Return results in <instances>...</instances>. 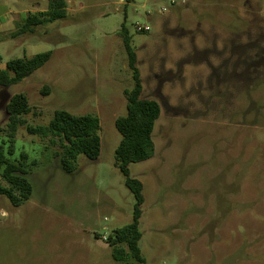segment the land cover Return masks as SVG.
<instances>
[{
  "label": "rangeland",
  "instance_id": "rangeland-1",
  "mask_svg": "<svg viewBox=\"0 0 264 264\" xmlns=\"http://www.w3.org/2000/svg\"><path fill=\"white\" fill-rule=\"evenodd\" d=\"M48 1L0 0V19L23 17L37 2L47 9ZM66 1V20L28 41L0 43V71L52 52L23 82L0 86V128L10 99L24 93L32 126L47 125L58 110L98 116L101 155H80L67 173L58 148L18 131L11 159L28 154L33 194L20 207L0 196V264H124L109 245L135 206L115 162L122 140L115 122L133 88L124 27L143 96L162 107L154 157L130 165L144 186L147 264H264V0Z\"/></svg>",
  "mask_w": 264,
  "mask_h": 264
},
{
  "label": "trees",
  "instance_id": "trees-1",
  "mask_svg": "<svg viewBox=\"0 0 264 264\" xmlns=\"http://www.w3.org/2000/svg\"><path fill=\"white\" fill-rule=\"evenodd\" d=\"M68 3L66 0H51L45 11L29 13L18 30L8 37L0 35V43L7 39H17L24 35L34 34L38 28L66 20L68 18ZM124 47L129 57L132 71L133 88L126 91L127 113L119 117L115 126L122 140L115 152L116 166L125 178V185L135 199L134 215L131 224L118 229L109 240L113 249L112 258L117 263L147 264L142 255L140 241V220L144 199V186L141 181L131 176L130 165L152 159L155 155L153 134L157 121L162 115L159 102L143 96L144 86L141 72L137 66L138 56L131 46L128 30L122 29ZM52 52L40 53L31 58L9 61L6 69L0 71V86L9 87L23 82L36 71L51 61ZM33 112L26 94L14 95L6 106L8 122L0 128V137L6 139L0 144V177L5 183H0V196H5L15 207H20L31 199L33 186L28 180V154L22 153L20 160H12L16 152L18 131L26 128L27 132L48 142L51 147L59 149V157L63 170L74 173L76 161L80 155L95 161L100 158L102 143L100 137L101 123L94 114L73 115L65 110L54 113L47 125H29L25 119ZM4 141V140H3Z\"/></svg>",
  "mask_w": 264,
  "mask_h": 264
},
{
  "label": "crops",
  "instance_id": "crops-1",
  "mask_svg": "<svg viewBox=\"0 0 264 264\" xmlns=\"http://www.w3.org/2000/svg\"><path fill=\"white\" fill-rule=\"evenodd\" d=\"M50 1L51 0L48 1V6H49ZM67 3H69V1ZM47 9H42L40 2H37V3H34V9L33 10H26V11H24V16L23 17L21 15H14V16H12L10 18L0 19V27L3 26L4 24H7V23H12V24H15V26H16L14 30L7 31V32L2 31V29H0V35L3 36V37L10 36L11 34L15 33L18 30L19 25L24 22V20L27 18V16H28L29 13H35V12L45 11ZM68 12H70V9L69 8H68ZM39 29L40 28H38L37 31L34 34L24 35V36L19 37L17 39H22L23 41H25V40L28 41V40L31 39V37L40 35L39 32H38ZM17 39H7L5 41H8V40H17Z\"/></svg>",
  "mask_w": 264,
  "mask_h": 264
},
{
  "label": "built area",
  "instance_id": "built-area-1",
  "mask_svg": "<svg viewBox=\"0 0 264 264\" xmlns=\"http://www.w3.org/2000/svg\"><path fill=\"white\" fill-rule=\"evenodd\" d=\"M148 1H153V2H155L156 0H148ZM171 2V4L172 5H175L176 4V2L174 1V0H171L170 1ZM147 13H152L151 11H148ZM165 13H167V9L165 8V7H161V8H159V14H161V15H163V14H165ZM136 27H137V30L138 31H145V32H149L150 30H151V27H149V26H147V25H142V24H140V23H136Z\"/></svg>",
  "mask_w": 264,
  "mask_h": 264
}]
</instances>
